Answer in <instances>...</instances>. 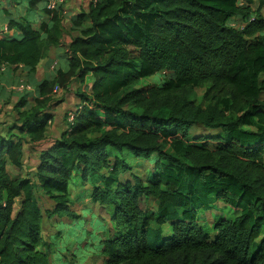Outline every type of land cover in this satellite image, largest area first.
I'll return each mask as SVG.
<instances>
[{"label":"trees","instance_id":"trees-1","mask_svg":"<svg viewBox=\"0 0 264 264\" xmlns=\"http://www.w3.org/2000/svg\"><path fill=\"white\" fill-rule=\"evenodd\" d=\"M42 13L39 27L11 20L20 35L0 40V67L35 74L61 45V8ZM71 22L80 34L68 68L36 88L28 81L34 93L18 94L10 130L19 135L0 136V264H53L44 220L86 218L73 185L90 188V206L111 225L105 264H264V0H91ZM74 81L90 93H77L74 124L54 138L51 97ZM206 85L207 107L194 109L185 94ZM198 126L215 132L196 135ZM28 142L42 147L36 181L23 174ZM125 150L153 163L149 180ZM210 197L240 215L202 221Z\"/></svg>","mask_w":264,"mask_h":264},{"label":"rangeland","instance_id":"rangeland-1","mask_svg":"<svg viewBox=\"0 0 264 264\" xmlns=\"http://www.w3.org/2000/svg\"><path fill=\"white\" fill-rule=\"evenodd\" d=\"M23 1V0H22ZM61 67L64 66V61L62 59L59 60ZM58 70V66L55 67L54 71L56 72ZM158 77L148 79L141 81L139 86L141 87H148L151 85H154L157 83ZM21 81L25 83H29L25 78H22ZM161 81V79H160ZM91 85L90 83L87 84L84 90H82V87L74 82L70 85V89L68 91L62 90L59 93L53 94L51 97V105H53V108L57 113H55L54 117L57 116L58 120L56 122V126L54 129V136H59L60 132L63 129H67V117L71 111L77 110L82 104L80 99L77 96V93L88 91L90 93ZM207 91V85L196 87L189 89L187 91V94H185V98L189 103L192 104V107L194 109L196 108H202L205 109L207 107V100L205 99V93ZM16 94V93H15ZM18 95V94H17ZM73 98L72 100L67 101V99ZM262 100H264V94L262 96ZM64 102V104L62 103ZM60 104V105H59ZM58 106V107H57ZM53 109V110H54ZM5 113V112H4ZM8 115L4 114L3 117H6ZM54 121H52L53 126ZM248 130L250 131H256V128L248 127ZM194 132H196V135H203V134H211L214 133V130H205L203 126H198L194 129ZM123 156L121 159L123 161H126L129 163L132 167L135 173L138 175L143 176L145 181L149 180L154 165L151 162L148 161H140L135 159L129 151L125 150L122 154ZM28 160V163H30L31 159ZM34 166L28 165L27 170L24 172L26 174V177H30L31 179L34 176V172L31 171V169ZM123 179V177H122ZM36 181L35 179H32ZM194 179H187L186 182L188 184H192L194 187L196 186ZM77 180H74L73 183L75 184ZM100 183V181L98 182ZM37 187V183L34 184ZM72 186L71 190L74 195H86L85 198H82L81 202H78V207L76 208V211L79 213L82 211L81 209H84L85 206H88V202L85 200L90 195V188L85 189L83 186ZM36 193V202L39 205L40 209L45 213L46 211H51L53 209L54 204L49 201L46 197H44L39 189H35ZM208 202L206 203V210L200 211V219L202 221H210L219 219V218H225L234 220L236 217L240 215L239 209L232 210L227 205H225L224 202L218 201L214 197L208 198ZM98 207L95 208L93 205L90 206V208H85L83 213L84 216L87 218H91L92 221L89 223V226L87 225V222L80 221V222H70V225H64V223H58V230L57 232L63 230V235L59 236L55 234V230L52 227L53 220L47 219L46 223H48V228L51 226V231H46V233H52L55 234L50 239L44 235V242L46 245L43 247L44 250L49 252L50 261L53 264H101L102 261V254L100 245L101 239H104V237L110 236V231L106 230L108 227V224L104 222L102 219L98 216ZM90 219V220H91ZM44 223V222H43ZM91 227V228H88ZM158 243H154L153 240H150V245L153 248L158 247Z\"/></svg>","mask_w":264,"mask_h":264},{"label":"crops","instance_id":"crops-1","mask_svg":"<svg viewBox=\"0 0 264 264\" xmlns=\"http://www.w3.org/2000/svg\"><path fill=\"white\" fill-rule=\"evenodd\" d=\"M47 1L44 0L43 2L39 3L34 11L30 10L28 7L29 0H0V40L7 38V37H18L20 35V31L17 28L10 29L9 24L12 19L14 20H21L26 18L28 21L32 22L35 27H39L42 22L48 21V18L42 13V11L46 8ZM91 0H65V4L63 6L64 13V34L62 38V43L57 48H52L49 57L42 61L38 66L35 74H30L29 69L23 67L21 65L18 66H2L0 67V136L4 137L7 136L9 132H12L15 135H19L17 130L10 131L12 127L16 125V121L19 119L18 112L16 110V105L20 99V96L15 94L12 91V88L18 85L19 81L22 78H25L29 81L35 88L36 86L40 85L43 81L51 80L56 75L57 71L55 72L53 69V65L58 63V70H66L69 66L68 58L70 57V53L68 50V45L79 36L80 28L75 25V23L71 22L78 14L81 12L87 11ZM62 59L64 61V66L61 67L59 60ZM75 82V81H74ZM72 82V83H74ZM71 83V84H72ZM82 90L85 89L87 85H80ZM36 95H32L27 98V102L29 103L27 108H30L32 105L33 99ZM73 98L67 99L70 102ZM64 104V102H62ZM60 105V104H59ZM58 107V106H57ZM54 108L51 109V113L55 115L57 113ZM5 112V113H4ZM8 115L3 117L4 114ZM58 117L55 116L52 121H54L53 126L52 122L50 124V133L54 138L60 137V135L66 130L63 129L59 136H54V129L56 126V122ZM56 130V129H55ZM42 147L38 145H32L29 142L24 146V173L28 165L34 166L31 171L36 174V169L39 163V157L41 153ZM31 159L30 163L28 160ZM35 174L32 179L36 180ZM31 179L30 177H26ZM34 181V180H33ZM80 188V187H78ZM86 196V195H85ZM84 195H74L72 192V198H85ZM88 202V206L85 208L90 207V198L85 199ZM50 201V200H49ZM52 202V201H51ZM53 203V202H52ZM54 204V203H53ZM78 205V204H77ZM78 207V206H77ZM76 207V208H77ZM84 208V209H85ZM82 210V209H81ZM91 218H85V222L89 226V223L92 221ZM53 223L52 227L55 230V234L62 236L63 230L57 232L58 230V223H64V225H70V220L67 218H58L57 216L52 218ZM47 219L44 220L42 226V236H47L49 239L55 234L46 233V231H51V226L48 228V223H46ZM106 230L111 231V225L109 223ZM91 228V227H88ZM105 238V237H104ZM44 240V238H43ZM101 264H105V258L102 257Z\"/></svg>","mask_w":264,"mask_h":264},{"label":"built area","instance_id":"built-area-1","mask_svg":"<svg viewBox=\"0 0 264 264\" xmlns=\"http://www.w3.org/2000/svg\"><path fill=\"white\" fill-rule=\"evenodd\" d=\"M92 1H97V0H92ZM65 4V0H49L47 1V9L50 11H56L58 9L61 8L62 13L64 14L65 12L63 11V6ZM58 66V63H55L53 65V69H55V67ZM12 91L16 94H24V93H34V87L30 84V83H25L23 81H19L18 85L14 86L12 88ZM62 89L59 87H55L54 89V94L61 92ZM81 106L77 109H80ZM77 110L75 111H71L67 117V125H70V127L74 124V119L76 116ZM51 124V122H50Z\"/></svg>","mask_w":264,"mask_h":264}]
</instances>
